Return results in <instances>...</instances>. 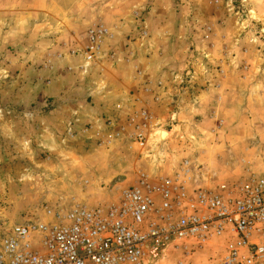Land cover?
<instances>
[{
  "label": "rangeland",
  "instance_id": "374dc122",
  "mask_svg": "<svg viewBox=\"0 0 264 264\" xmlns=\"http://www.w3.org/2000/svg\"><path fill=\"white\" fill-rule=\"evenodd\" d=\"M24 1L20 0V7ZM36 2L41 6L49 2L56 11L51 18L54 30L65 31L63 40L68 45L55 51L56 56L62 52L63 57L83 58L89 29L101 25L111 34L101 43L102 61L126 49L145 57L144 64L153 71H167L168 76L161 78L178 91L161 99L154 110L160 121L159 138L152 142L148 136L145 148L135 146L117 159L111 153L122 140L104 147L94 136L80 132L71 138L59 133L39 138L31 134V126L13 123L0 112V235L15 225L42 220L45 209L74 206L71 201L77 195L114 203L120 189L133 184L141 167L148 168L156 159L166 162L171 171L188 161L192 170L188 188L246 182L264 175V0ZM151 8L155 9L149 14ZM23 36L17 40L21 47L26 41ZM17 45L5 41L0 45V85L6 80L2 72L7 77L20 71L14 60ZM27 50H32V59L43 58L41 71L46 70L44 64L51 66L44 62L43 49L34 52L25 44ZM78 65L67 68L73 78L65 81L80 83ZM112 70L104 66V80H115ZM24 71L30 73L26 67ZM170 73L175 76L172 80ZM98 74L102 76V71ZM204 86H221V91L202 94ZM69 93L71 100H81L82 93ZM163 132L169 136L163 137ZM126 160L129 170L118 172L117 165ZM115 171L117 176L111 178ZM229 243L221 241L222 246ZM215 259L206 258L208 264H215Z\"/></svg>",
  "mask_w": 264,
  "mask_h": 264
},
{
  "label": "built area",
  "instance_id": "2783aa9c",
  "mask_svg": "<svg viewBox=\"0 0 264 264\" xmlns=\"http://www.w3.org/2000/svg\"><path fill=\"white\" fill-rule=\"evenodd\" d=\"M106 38L103 26L89 29L84 68ZM139 114L131 140L143 149L150 118ZM189 173L187 162L172 177L139 173L114 203L45 209L42 220L0 235V264H171L172 254L184 264L208 247L222 249L215 264H264V175L197 189L187 187Z\"/></svg>",
  "mask_w": 264,
  "mask_h": 264
},
{
  "label": "crops",
  "instance_id": "0c3cea01",
  "mask_svg": "<svg viewBox=\"0 0 264 264\" xmlns=\"http://www.w3.org/2000/svg\"><path fill=\"white\" fill-rule=\"evenodd\" d=\"M35 2L36 0H26L22 2L25 6L20 7V0H0V45L4 41L17 45V40L23 36L21 32L29 31L23 36V39L26 40L23 46L21 47L22 43H20L14 52L17 69L20 68L18 74H8L7 77H4L3 72L1 73L2 78H6L0 85V112L3 117L8 114L13 123L28 124L31 126V134L39 138H51L56 133L71 138L74 133L80 132L94 136L101 142L100 146L104 147L114 145L113 141L122 140V143L118 144L115 151L113 150L111 153V158L117 159L116 157L121 153H125V155L130 153L129 151H132L135 146L139 149L131 140V135L133 126L142 123L139 113L144 111L150 118L149 122L145 123L144 131L149 139L151 137L152 140L153 138L157 140L160 135L158 132L161 131L158 129L160 121L157 120L154 110L160 106L161 99H165L171 92L178 91V87L168 84V81L161 78L168 76L169 73L164 69L153 71L150 65L144 64L145 57L142 59L138 54L128 53L126 49L120 52L118 57L114 56L112 59L102 61L101 55L100 59L92 62L86 68L83 67L84 59L81 56L76 58L63 57L62 52H58L56 56L55 51L61 50L63 45H68L64 43L66 40H63L65 31L63 27L58 31L54 30L56 26L51 22V18L56 11L49 2L46 4L44 2L43 6ZM60 9L63 12V9ZM154 9L151 8L149 14L153 13ZM59 24L63 25V23ZM144 24L147 25V21ZM45 26L51 27L53 30L45 29ZM42 31L46 35H43ZM50 32L55 35L52 34L48 37L47 34ZM25 44L29 45V49H35L34 52L43 49L44 62L51 63V66L44 64L46 70L41 71L39 67L43 65L41 64L43 58L42 60L41 57L32 59L30 57L32 50L25 51ZM22 52L24 53L23 56ZM27 52L29 53L28 56H26ZM27 62H31V64L28 65ZM70 65L80 67V71L77 72L80 80L78 85L65 81L69 77L73 78L72 72L67 70V68L71 69ZM106 65L107 68L114 67L112 76L115 80L111 81L108 78L104 80L106 76L104 66ZM93 66L95 67L92 68ZM25 67L30 69V73L24 71ZM100 70L102 76L98 74ZM170 74L169 79L175 78L174 74ZM24 81H27V84H24ZM175 83V81L172 82V84ZM204 87L201 90L202 94H217L221 91V86ZM72 90L82 93L80 101L76 102L70 97L68 98L69 92ZM25 95L27 96L23 97ZM50 98L55 99L45 101L50 100ZM219 99H221L220 96ZM175 117L177 115L174 114L173 118ZM151 131H156L157 134L150 136ZM168 135L167 133L166 137ZM186 162L188 163V161ZM123 163H119L117 169L118 172L126 173L129 170L128 161ZM165 163L156 159L152 162L153 165L148 168L141 167L142 169L138 172L145 174L151 180H155L159 177H172L179 171L178 169H181L179 167L171 171L172 169L169 168L172 167L165 166ZM188 168L189 171H192L189 163ZM118 172L115 171L111 178H115ZM137 179L131 185H134ZM87 183L88 181L84 182V184ZM92 198L89 199L84 194L77 195L76 198H72L71 205L78 204L95 208L99 205L108 204L104 203L102 197ZM221 253V248L208 247L203 252L184 260V264H208L206 258ZM170 259L171 264H174L180 259V256L172 254Z\"/></svg>",
  "mask_w": 264,
  "mask_h": 264
},
{
  "label": "water",
  "instance_id": "95a60500",
  "mask_svg": "<svg viewBox=\"0 0 264 264\" xmlns=\"http://www.w3.org/2000/svg\"><path fill=\"white\" fill-rule=\"evenodd\" d=\"M163 135H167V133H164V132H163V133H162V136H163Z\"/></svg>",
  "mask_w": 264,
  "mask_h": 264
},
{
  "label": "bare ground",
  "instance_id": "6f19581e",
  "mask_svg": "<svg viewBox=\"0 0 264 264\" xmlns=\"http://www.w3.org/2000/svg\"><path fill=\"white\" fill-rule=\"evenodd\" d=\"M160 132H158V134H159ZM169 136V135H168ZM163 137H166V135H163ZM162 140V139H161Z\"/></svg>",
  "mask_w": 264,
  "mask_h": 264
}]
</instances>
